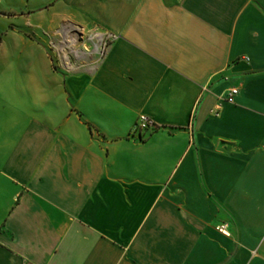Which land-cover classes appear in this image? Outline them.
Masks as SVG:
<instances>
[{
  "label": "crops",
  "instance_id": "obj_1",
  "mask_svg": "<svg viewBox=\"0 0 264 264\" xmlns=\"http://www.w3.org/2000/svg\"><path fill=\"white\" fill-rule=\"evenodd\" d=\"M28 1L0 0V264H264V0Z\"/></svg>",
  "mask_w": 264,
  "mask_h": 264
},
{
  "label": "built area",
  "instance_id": "obj_2",
  "mask_svg": "<svg viewBox=\"0 0 264 264\" xmlns=\"http://www.w3.org/2000/svg\"><path fill=\"white\" fill-rule=\"evenodd\" d=\"M113 38L114 35L109 32L98 31V30L83 31L81 28H77L76 34L74 36V41L77 44H80L81 48H77L76 51L78 52L80 50L83 51L90 50L92 53H94L95 61L97 62L105 56ZM63 51L66 53L65 49H63ZM68 55L66 53V55L64 56L66 62H69ZM235 93H236V89H231L229 91L228 96L230 97ZM156 126L157 125L155 121L151 117L145 114H139L133 126L132 131L133 133L141 132L156 128ZM218 229L221 232L226 233V224L224 223L220 225Z\"/></svg>",
  "mask_w": 264,
  "mask_h": 264
},
{
  "label": "rangeland",
  "instance_id": "obj_3",
  "mask_svg": "<svg viewBox=\"0 0 264 264\" xmlns=\"http://www.w3.org/2000/svg\"><path fill=\"white\" fill-rule=\"evenodd\" d=\"M28 2H29V5H30L31 9H32L33 6H36V5H37V0H29ZM17 12H19V11H17ZM32 13H33V12H32ZM27 30H28V29H27ZM39 32H42L41 29L38 30V29L34 28L33 31H32V33H34V36H35V37H37V35H38ZM26 33H27L30 37L33 38V35L31 34L30 31H29V32L27 31ZM40 34H41V33H39V35H40ZM39 35H38V36H39ZM45 41H46V40H44V42H45ZM49 42H50V41H49ZM46 43H48V41H46ZM48 53L50 54V51H48ZM51 55H52V54H51ZM52 58L54 59V56H53Z\"/></svg>",
  "mask_w": 264,
  "mask_h": 264
}]
</instances>
